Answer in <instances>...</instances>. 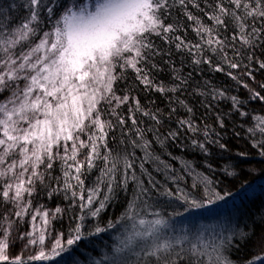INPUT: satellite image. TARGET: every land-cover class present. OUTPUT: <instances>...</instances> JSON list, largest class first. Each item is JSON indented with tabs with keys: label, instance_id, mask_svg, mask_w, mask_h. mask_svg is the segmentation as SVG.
Masks as SVG:
<instances>
[{
	"label": "snow or ice",
	"instance_id": "1",
	"mask_svg": "<svg viewBox=\"0 0 264 264\" xmlns=\"http://www.w3.org/2000/svg\"><path fill=\"white\" fill-rule=\"evenodd\" d=\"M204 5L200 0H9L6 4L0 0V207L5 209L0 213V264L48 262L85 234L105 232L96 225L85 233L86 222L99 218L130 186L131 194L117 223L126 220L131 228L112 255L97 264H130V254L137 257L134 264H233L227 253L235 233L225 237L220 232L209 240L203 232L191 239L160 230L165 223L160 218V198L168 204L200 208L228 194L216 190L210 162L204 163L207 174L191 161H182L178 173L154 145L164 152L168 141H177L187 132L190 146L208 157L209 145L226 149L219 139L221 133L207 123L198 126L190 115L193 108L177 98L176 103L188 115L177 121L176 130L164 134L159 109L144 108L131 88L123 95L116 91V84L129 69L145 91L176 94L189 86L192 73L184 76L174 65L172 85L154 80L152 70L159 69L155 57L170 52L162 53L153 36L174 45L193 66L207 65L248 89L231 70L244 67L248 69L244 75L254 78L249 69L253 60L264 69V60L253 51L264 44V0H204ZM173 9H179L189 22L195 41L176 35L185 29L179 19L166 22ZM18 12L23 13L19 21L14 15ZM245 51L247 64L243 63ZM205 85L206 89L193 88L194 94L210 97V102L202 101L205 109L224 99L231 102L230 112L241 118L249 116L236 95L229 96L208 81ZM250 99L264 102V95L251 89ZM125 105L127 115L121 112ZM176 111V107L170 109V113ZM138 115L149 118L153 125L141 127ZM224 115L215 117L220 129L226 127ZM251 121L245 129L249 143L264 157V114L252 115ZM117 129L122 133L119 144L125 147L113 149L109 139L116 140ZM136 149L142 153L139 163ZM149 163L152 170L146 167ZM57 164L59 175L53 171ZM97 169L96 179L87 185V177ZM153 171L164 176L163 183ZM221 171L233 175L226 167ZM40 191L49 199L62 196L67 207H34L33 198ZM68 212H74L75 227L65 238L55 231L54 222ZM114 226L111 220L107 224L108 228ZM239 238L246 240L249 234L241 231ZM17 242L20 252L11 256L10 249ZM260 243L264 244V234ZM255 260L264 264V257Z\"/></svg>",
	"mask_w": 264,
	"mask_h": 264
},
{
	"label": "trees",
	"instance_id": "2",
	"mask_svg": "<svg viewBox=\"0 0 264 264\" xmlns=\"http://www.w3.org/2000/svg\"><path fill=\"white\" fill-rule=\"evenodd\" d=\"M2 2L6 4L9 0H2ZM200 3L202 7L205 6L204 0H200ZM209 3H214V0H209ZM189 8L195 14L203 17V13H199L195 9H192L190 5ZM14 15H16L17 20L19 21L23 16V13L18 12L14 13ZM177 19H179L181 24L185 25V29L183 32H177L176 35H183L188 40L195 41L197 37L192 29L187 26L189 22L186 21V18L182 17V13L179 9H173L170 18L166 22L171 23ZM203 19L209 24L211 23V21H207V17H203ZM229 31H231V28H229ZM151 39L154 44L161 49L162 53L170 52V55L162 54L155 57V62L159 65V69L152 70L154 80L157 83L162 81L165 85H172L174 81L172 79L171 65H174L176 68L181 69L184 76H188L190 72L192 73L189 86L176 94L167 93L166 95H161L155 91H145L144 86L140 85L139 81L135 80V74L129 69L126 73L125 79L116 84L117 94L123 95L126 90L131 88L133 89L132 95H135L139 99L144 108L153 111L159 109L163 113V123L159 127L160 131L164 134L169 130H176L177 121L188 115L184 108L176 103L177 98L185 100V102L194 110L190 115L194 118L196 124L201 128L204 123L212 125L216 131L221 133L219 139L222 143L226 144V149L221 150L215 144L209 145L211 154L208 157H205L198 149H193L190 146V134L185 132L177 141H168L164 152H161L159 147L154 145L157 148V153L161 155L163 160L172 165L178 173L180 172L182 161H191L199 170L207 174L209 170L204 167V163L205 161L210 162L215 169L212 175L215 181L216 190L221 195H224L225 193L228 194L225 195L224 199L238 196L245 186L255 184L264 178V157L259 156L257 150L251 147L249 137L245 131L246 127L252 123V115L264 114V102H261L258 99H250L251 89L264 95V88H260V84L264 83V69H260L258 64L255 63V60H253L249 65V69L252 71L254 78H249L244 75V72L248 70L244 67L231 70L234 74L238 75L240 80L249 85V88L245 89L241 83L231 79L224 73L212 71L207 65H202L199 68L193 66L189 62V57L177 53L174 45H166L159 37L153 36ZM253 51L255 57L264 60V44L256 47ZM246 56L247 51H245V57L243 59V63L245 64L248 63ZM165 61H168V63H165ZM205 81L210 82L211 87L223 89L229 96L236 95L242 101V109L247 111L249 116L241 118L235 113L230 112L231 102L224 99L213 103L211 108L205 109L202 101L210 102V97H201L193 93V88L196 87L206 89ZM172 107H176L178 111L170 113ZM127 110V105L122 106V114L127 115ZM218 113L225 114L223 118L226 127L223 129H220L215 122V117ZM137 118L143 121L141 127L145 129L153 125V122L147 117L138 115ZM128 127H131L130 122L128 123ZM236 132H239L240 135L237 136L235 134ZM121 135V131L117 129L115 132L116 140L113 141L110 137L109 143L113 149L125 147V145L119 144ZM147 135L148 138L151 139L152 133L149 132ZM199 138L203 139L202 136ZM135 153V158L137 163H139V158L142 153L139 149H136ZM166 153H171V156ZM240 153H246V155L242 156ZM173 157L178 159H174ZM146 167H148L149 170H152L153 168L151 163L146 165ZM225 167L232 171L233 175H225L221 171V169ZM53 171L56 175H59L58 164ZM98 174V169L93 170L87 177L86 184L91 185ZM152 175L162 183L164 182V176L160 172L153 171ZM184 183H189L187 178ZM130 194L131 186L129 187L128 193L125 194L124 192H121L119 198L109 204L99 218L86 222L87 227L85 233L94 230V226L96 225L104 227L106 229L105 232L95 235L85 234L76 244L67 246V251L61 253L59 257H55L48 262H35V264H93V261L102 259L103 256L108 254L110 250L114 248L117 237L123 231H126L131 225V223L126 220H119L117 223L125 209ZM261 197H264V185H262V189L256 188V193L254 195L252 194V197H246L248 199L243 197L244 199L241 201L240 205L237 204L235 209L230 211V214L236 212V208L241 206L239 214L245 215L247 209L245 203L253 202ZM224 199L219 201H224ZM217 202L218 201L214 202L216 203V206ZM40 204L53 209L57 205L67 207L68 202L64 201L62 196L49 199L45 192L40 191L39 194L33 198V206L35 207ZM159 208L160 218L163 220H176L189 215H194L197 218L203 219L205 213L201 208L190 207L188 205L180 204L179 202L168 204L164 198H160ZM186 208L187 210L185 211ZM3 211H5V209L0 207V213ZM74 211H78V209ZM255 215L257 218L241 224V228L236 230V235L233 236V242L229 247L227 254L232 262L236 264H247L248 261H251L256 256L264 254V244L260 243L261 236L264 234V208H262L260 212H256ZM147 218L153 219L151 216ZM110 220L115 225L113 228L107 227ZM74 227V212H68L54 222L55 231L64 233L65 238H67L70 230ZM241 231L248 233L249 238L241 240V238H239V233ZM19 251L20 248L16 243L15 246L10 249L9 254L15 256ZM25 256H27V254ZM130 257V264H134L137 257L132 255H130ZM132 257L134 258L132 259Z\"/></svg>",
	"mask_w": 264,
	"mask_h": 264
},
{
	"label": "rangeland",
	"instance_id": "3",
	"mask_svg": "<svg viewBox=\"0 0 264 264\" xmlns=\"http://www.w3.org/2000/svg\"><path fill=\"white\" fill-rule=\"evenodd\" d=\"M262 185H264V178L255 184L245 186L238 196L226 198L224 201H218L217 206L216 203H205L203 207H200L203 211H205L203 219L197 218L194 215H189L176 220H164L165 223L160 226V230L165 235L174 237H183L187 235L191 239H194L200 232H203L204 237L209 240H211L212 236L220 232H223L224 236L227 237L231 233H235L236 230L240 229L241 224L250 222L251 220L257 218L255 215L256 212H260L262 208H264V197H261L253 202L245 203V207H247L245 215L239 214L241 206L236 208V212L230 214V211L235 209L237 204L240 205L241 201L244 199L243 197H252V194L254 195L256 193V188L262 189ZM24 227L26 228L27 226L25 225ZM130 228L131 225L126 229V231H123L124 233L122 232L117 237L114 248L119 245L121 239L125 238ZM17 244L19 248H21L20 243L17 242ZM48 247H51L50 243ZM114 248H112L106 255H112ZM136 251H139V249L137 248ZM26 254L28 255L29 253L25 251L23 255ZM105 256H103L102 259L93 261V264H97V261H103ZM259 256L264 257V254ZM133 258L134 257H132V259ZM251 261L253 264H261V261L255 260V258ZM233 264L236 263L233 262Z\"/></svg>",
	"mask_w": 264,
	"mask_h": 264
}]
</instances>
